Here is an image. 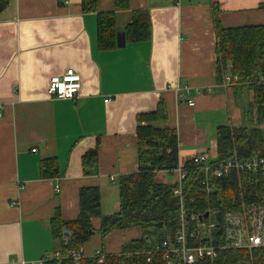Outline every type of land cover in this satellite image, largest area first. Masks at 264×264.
Here are the masks:
<instances>
[{"label":"crops","instance_id":"crops-1","mask_svg":"<svg viewBox=\"0 0 264 264\" xmlns=\"http://www.w3.org/2000/svg\"><path fill=\"white\" fill-rule=\"evenodd\" d=\"M81 4L10 0L0 13V264H40L59 252L50 221L57 213L63 222L77 218L81 188L99 189L103 216L119 211L118 180L137 172L136 116L159 103L167 119L154 125L176 132L180 166L201 152L215 157L220 126L264 130L249 86L217 80L213 14L224 28L264 25V0H97V12L114 14L119 32L136 11L150 17L147 42L106 52L97 47L96 13ZM66 69L80 76L79 95L51 99L49 80ZM178 84L193 106L178 99ZM97 141V173L85 176L82 156ZM48 159H56V178L42 177ZM155 181L175 184L177 175L160 172ZM92 223L97 230L100 220ZM95 234L86 258L97 249L117 255L141 236L137 229Z\"/></svg>","mask_w":264,"mask_h":264},{"label":"trees","instance_id":"trees-1","mask_svg":"<svg viewBox=\"0 0 264 264\" xmlns=\"http://www.w3.org/2000/svg\"><path fill=\"white\" fill-rule=\"evenodd\" d=\"M10 0H0V13ZM82 11L96 13L97 47L106 52L117 48L119 33L112 13L97 12V0H82ZM215 30L216 77L222 82L226 73L241 77L242 85L252 90V106L259 122L264 120V25L224 28L218 11L213 9ZM125 43H144L150 39V17L147 11H136L124 30ZM235 88V87H234ZM167 119L166 108L159 103L154 111L136 116L137 172L121 176L118 180L119 211L103 216L100 211V192L97 187L79 190V213L72 222H63L57 213L50 221L51 236L60 257L66 258L92 238L94 233L106 238L115 231L137 229L141 236L125 243L117 255H107L103 264L144 263L153 245L172 237L177 226L179 201L173 195L176 184L157 183L160 172H172L179 166L178 138L174 130L159 128L156 122ZM258 122V123H259ZM218 160L236 153L238 157L258 156L264 158V130L256 127L220 126L216 129ZM99 142L82 156L85 176L97 173ZM186 177L182 182V197L188 213H214L216 227L214 240L221 237L223 215L240 208L241 204H264V183L260 176L243 175L211 181L213 191L206 194L201 186L203 174L192 161L183 165ZM43 178L57 177L56 159L41 163ZM98 218L100 225L94 229L92 220ZM69 237L65 238L64 233ZM157 235L154 241V236ZM140 253V254H137ZM43 264H73L70 259H49ZM79 264H98L93 258H83ZM153 264H161L153 257ZM196 264H264V247L254 250L251 259L246 251L221 250L216 258L201 260Z\"/></svg>","mask_w":264,"mask_h":264},{"label":"built area","instance_id":"built-area-1","mask_svg":"<svg viewBox=\"0 0 264 264\" xmlns=\"http://www.w3.org/2000/svg\"><path fill=\"white\" fill-rule=\"evenodd\" d=\"M179 1V0H175ZM241 77L237 74L226 73L222 77V86L232 88L242 85ZM81 89V78L73 69H66L62 74L50 78L47 94L51 99L75 100ZM178 99L185 101L188 106H193V99H187L188 88L178 84L175 88ZM34 152V150H32ZM203 177L201 186L206 194L213 191L211 181L215 179H226L235 176L237 180L243 175L260 176L264 183V158L251 156L248 158L238 157L236 153L225 159L218 160V156H209L201 152L190 159ZM169 174L177 175L178 187L173 191L174 197L179 201V213L177 226L172 237L165 238L152 248L142 253L146 255L144 263L138 261L136 264H153V257H157L161 264H196L198 261L214 259L221 250L246 251L250 259L254 250L264 247V204L250 203L241 204L240 208L228 211L223 215L224 230L214 243V230L216 223L214 213L208 212L207 218L204 213H188L182 197V182L186 177L183 165ZM114 179L112 178L111 181ZM59 186H55V192ZM213 218L210 219V214ZM140 254V253H137ZM62 261L70 259L73 264H79L83 258V247L70 251L66 258L60 257L56 252L51 259ZM98 264H103L107 258L106 253L97 249L92 256ZM49 260L47 257L40 261L43 264ZM128 264V263H127Z\"/></svg>","mask_w":264,"mask_h":264},{"label":"water","instance_id":"water-1","mask_svg":"<svg viewBox=\"0 0 264 264\" xmlns=\"http://www.w3.org/2000/svg\"><path fill=\"white\" fill-rule=\"evenodd\" d=\"M116 45H117L118 48H123L126 45L124 32H119L117 34V36H116ZM208 215H209V213L205 212L204 215H203V218H207ZM64 237L68 238L69 237V233L65 232L64 233Z\"/></svg>","mask_w":264,"mask_h":264},{"label":"rangeland","instance_id":"rangeland-1","mask_svg":"<svg viewBox=\"0 0 264 264\" xmlns=\"http://www.w3.org/2000/svg\"><path fill=\"white\" fill-rule=\"evenodd\" d=\"M209 218H210V219H212V218H213V214H212V213L210 214V217H209ZM95 235L97 236L98 234H95ZM156 237H157V235H155V236H154V238H153V240H152V241H154Z\"/></svg>","mask_w":264,"mask_h":264},{"label":"bare ground","instance_id":"bare-ground-1","mask_svg":"<svg viewBox=\"0 0 264 264\" xmlns=\"http://www.w3.org/2000/svg\"><path fill=\"white\" fill-rule=\"evenodd\" d=\"M206 212H209V211H206ZM205 213V212H204ZM204 215V214H203Z\"/></svg>","mask_w":264,"mask_h":264}]
</instances>
